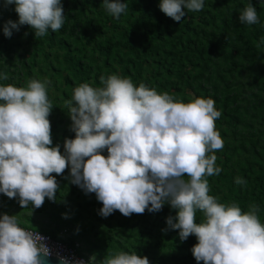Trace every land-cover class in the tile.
<instances>
[{
    "label": "clouds",
    "instance_id": "9594fccd",
    "mask_svg": "<svg viewBox=\"0 0 264 264\" xmlns=\"http://www.w3.org/2000/svg\"><path fill=\"white\" fill-rule=\"evenodd\" d=\"M14 5L18 20L3 24V34L27 25L35 39L65 23L62 0H3L0 8ZM109 16L119 20L129 5L102 0ZM159 9L181 22L187 12L204 8V0H160ZM242 24H260L256 7L249 3L239 13ZM27 35V33H25ZM264 37L256 43L260 48ZM8 74L0 72V80ZM101 87L76 85L64 101L74 138L65 137L63 151L52 139L49 116L54 108L48 97L50 80L29 79L26 86L0 84V193L16 199L32 212L55 202L60 183L56 176L95 194L107 218L175 210L166 217L162 232L176 230L180 241L195 236L191 252L197 264H264V224L260 206L242 210L237 202L221 203L210 195L208 177L222 168L215 154L224 141L215 127L222 112L211 97L188 102L158 92L144 82L111 74L100 76ZM107 152V155L104 152ZM53 173L56 176L52 175ZM237 185L248 181L236 177ZM201 213L197 222V213ZM21 225L18 215L0 213V264H50L54 254L47 238ZM59 264H89L55 252ZM99 264H150L135 251H109Z\"/></svg>",
    "mask_w": 264,
    "mask_h": 264
},
{
    "label": "trees",
    "instance_id": "16d2710c",
    "mask_svg": "<svg viewBox=\"0 0 264 264\" xmlns=\"http://www.w3.org/2000/svg\"><path fill=\"white\" fill-rule=\"evenodd\" d=\"M122 2L129 7L117 20L101 6L102 0H62L64 25L37 39L27 25L13 30L11 38L5 37L3 24L18 20V15L14 5L0 8V72L8 74L0 84L22 87L33 78L51 81L47 92L54 105L49 116L52 139L62 151L65 137H75L64 101L80 83L101 87V75L117 74L137 86L144 82L184 102L194 96L213 98L222 112L215 127L224 148L215 153L222 171L208 177L209 194L221 203L237 202L244 211L249 204H258L264 224V129L255 125L264 122V44L256 47L264 37V0H204L202 10H185L181 22L159 9L160 0ZM249 3L256 7L260 24L239 21L240 11ZM243 77L249 78V89L239 86ZM238 176L248 181L246 186L235 183ZM61 180V186L66 184V179ZM77 188L71 184L70 192ZM88 195L86 208L96 201L92 200L95 194ZM0 213L7 211L0 208ZM168 215H175V210L167 204L159 212L146 210L130 217L120 213L104 234L102 246L96 247L104 252L111 245L120 251L133 249L147 256L150 264H197L191 252L197 242L194 235L182 242L176 230L161 231L167 227ZM200 217L198 212L197 222ZM21 226L48 232L70 244L78 241L62 230L38 226L30 217L21 220Z\"/></svg>",
    "mask_w": 264,
    "mask_h": 264
},
{
    "label": "rangeland",
    "instance_id": "374dc122",
    "mask_svg": "<svg viewBox=\"0 0 264 264\" xmlns=\"http://www.w3.org/2000/svg\"><path fill=\"white\" fill-rule=\"evenodd\" d=\"M247 81H249V78L243 77L240 80L239 86L249 89L246 86ZM232 86L235 87L236 84H232ZM187 91L192 93L190 90ZM255 125H259L264 129V122L262 124L255 123ZM66 170L68 172V169ZM53 174L56 176L55 173ZM62 178L64 176H56V179L60 183V188L55 202H51L46 198L43 206L32 212L30 207L22 209L16 199H9L6 195L0 193V208H4L7 214L18 215L21 220L30 217L38 226H46L52 230H62L64 234L77 237L78 241L82 244V251L86 254L87 258L90 259L94 256V259L91 261L94 264H99L100 260L108 252H104V249H100L96 245L102 246L104 234L107 230L108 232L110 231L108 228L114 224L115 218H119L120 212L115 211L112 214V219L102 217L98 214V209L102 207V204L96 198H92V200H96L94 205L87 206L86 208L84 202L89 195H86L78 188L74 192H70L71 183L66 180V184L61 186ZM109 249L112 252L120 251L117 245H111ZM131 251L134 250L132 249Z\"/></svg>",
    "mask_w": 264,
    "mask_h": 264
},
{
    "label": "built area",
    "instance_id": "2783aa9c",
    "mask_svg": "<svg viewBox=\"0 0 264 264\" xmlns=\"http://www.w3.org/2000/svg\"><path fill=\"white\" fill-rule=\"evenodd\" d=\"M21 226V225H20ZM24 227V226H22ZM28 230H32V231H37L40 235L44 236L47 238V243L48 245L53 249V257H57L55 255V252L59 251L61 254L65 255V256H69V257H73L76 259H82L86 262H88L90 259L87 258L86 254L82 251V244L79 241H74L73 244L68 243L67 241L63 240V239H59L56 237H53L52 234L39 230V229H35V228H30V227H24ZM89 264H94L93 261H89Z\"/></svg>",
    "mask_w": 264,
    "mask_h": 264
},
{
    "label": "water",
    "instance_id": "95a60500",
    "mask_svg": "<svg viewBox=\"0 0 264 264\" xmlns=\"http://www.w3.org/2000/svg\"><path fill=\"white\" fill-rule=\"evenodd\" d=\"M49 262H50V264H59L58 258L57 257H53V256H51L49 258Z\"/></svg>",
    "mask_w": 264,
    "mask_h": 264
}]
</instances>
